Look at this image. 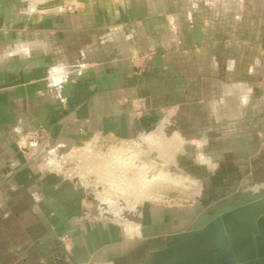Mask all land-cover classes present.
Here are the masks:
<instances>
[{"label":"crops","instance_id":"1","mask_svg":"<svg viewBox=\"0 0 264 264\" xmlns=\"http://www.w3.org/2000/svg\"><path fill=\"white\" fill-rule=\"evenodd\" d=\"M27 2L0 0V264H132L145 247L177 234L180 218L165 219L161 208L148 203L134 216L122 213L120 220L85 211V188L79 192L50 157L41 155L50 153L48 142L56 154L85 139L111 136L192 162L187 139L175 130L167 135L165 128L175 120L180 100H194L204 90L206 77L196 57L207 55L210 47L203 45L212 39L192 21L180 32L176 15L156 12L152 0H81L76 12L61 15L51 13L63 5L46 6L56 0ZM38 8L44 9L33 12ZM101 40L118 42L104 51ZM98 49L102 52L90 54ZM135 52H141L133 59L138 68L131 61ZM53 65L63 66L59 84L48 82ZM234 65L230 60V68ZM53 68L60 80L61 72ZM253 75L250 65L240 74L242 81L220 80V97L209 102L219 117L222 103L229 116L240 114L251 88L244 81ZM203 96L209 100L206 88ZM144 100L150 106L142 112ZM147 111H159L158 116L134 135L135 113ZM40 126L49 135L33 157L18 145L23 138L30 146L29 137ZM199 142L194 167L210 168L216 180L234 179L235 167L215 163L203 153L207 139Z\"/></svg>","mask_w":264,"mask_h":264},{"label":"rangeland","instance_id":"2","mask_svg":"<svg viewBox=\"0 0 264 264\" xmlns=\"http://www.w3.org/2000/svg\"><path fill=\"white\" fill-rule=\"evenodd\" d=\"M152 1L157 5L156 12H163L167 17L176 15L182 23L178 28L180 32H187V23L192 21L197 29L203 30L204 35L209 34L212 39L208 41L210 46L203 45L210 47L207 55L196 57V66L206 77L202 85L209 100L203 98L205 88L194 100H180L182 103L175 108V120L166 126L165 132L171 135L174 130L179 131L187 139L185 151L193 163L199 155V141L206 138L203 153L210 155L215 163L234 166L239 176L231 172V176L236 177L232 184L215 186L212 183L213 173L199 170L191 176L194 165L192 162L182 163L183 160L188 162L185 158L180 162L176 155L170 158L166 154H152L137 141L122 142L111 136L85 139L73 147L55 148L58 149L55 169L64 172L79 192L85 188V211L99 216L108 213L110 218L120 220L124 215L122 213L134 216L139 206L148 203L161 208L165 219L179 217L180 221L174 224V229H180L177 232L180 233L191 227L199 213L213 210L228 199V190L231 194H242L245 185L254 187L264 182V0ZM66 3L69 4L65 6ZM75 3H80V0H64L61 5L63 9L68 6L73 8ZM57 6L60 4L54 7ZM254 56L258 62H253ZM230 60H235L234 67L230 68ZM187 65L185 63V67ZM250 65L254 75L244 81L251 84V88L247 100H243L240 114L229 116L227 107L222 103L218 111L222 117H219L209 102L220 97V80L227 84L240 82L239 74ZM201 98L203 100H199ZM139 109L142 112L146 110L144 105ZM207 113L210 116L204 119ZM128 148L139 152V161H133V165H139L140 161L152 162L155 168L150 170L151 175H156L161 169L181 183L173 185L169 182L170 185L160 176L144 179L145 175H136V169H133L136 174L131 171L123 173L126 166L116 163L119 157L116 154ZM44 156L48 158L49 153L43 152L41 157ZM50 156L53 159L54 156ZM73 192L76 193L74 189L70 193ZM163 242L165 239L157 243ZM132 247L138 246L132 244ZM149 247H145L148 249L145 255L149 254ZM142 260V256H137L132 264H141Z\"/></svg>","mask_w":264,"mask_h":264},{"label":"water","instance_id":"3","mask_svg":"<svg viewBox=\"0 0 264 264\" xmlns=\"http://www.w3.org/2000/svg\"><path fill=\"white\" fill-rule=\"evenodd\" d=\"M31 1L28 0L29 5H31ZM61 2V0H56L55 3ZM68 4L66 3L65 6ZM79 5L80 3H75L72 10L65 8L62 11L52 12L51 15L74 13L79 9ZM41 10L38 8L33 12L36 13ZM113 42L117 43L118 41L106 40L103 42L101 40V44L104 45L103 50L107 51ZM96 51L102 52L101 49H98L90 54ZM148 52L150 51H146V53ZM139 53L141 52L131 54V61L136 68L138 65L134 63L133 59L139 56ZM82 57L85 59V54ZM61 66L53 65L48 69V82L59 84L64 80L63 66ZM53 67H57L61 72L60 80L53 77V72L56 71ZM138 101L136 100L135 103ZM144 101L145 108H149V100ZM158 112L147 111L141 116L135 113L137 131L134 135H138L144 129L145 123L150 120L151 116H158ZM38 129L34 130L33 133ZM39 146V142H32L30 146H27V141L23 138L18 145L22 152L30 153L33 157L36 155ZM46 149L48 151L52 149L49 142ZM50 155L56 154L49 153ZM49 156L48 160L51 161L52 158L50 156L51 159H49ZM235 171L233 173L237 175L239 172L236 169ZM231 177L236 178L237 176ZM227 194H229L228 199L224 200L218 207L199 213L188 230L166 238L163 244L150 245L149 254L142 255L141 264H264V192L252 198L243 197L244 192L231 194L228 190Z\"/></svg>","mask_w":264,"mask_h":264},{"label":"bare ground","instance_id":"4","mask_svg":"<svg viewBox=\"0 0 264 264\" xmlns=\"http://www.w3.org/2000/svg\"><path fill=\"white\" fill-rule=\"evenodd\" d=\"M52 3V5H50ZM63 3V0H62V2L61 3H59L60 5ZM58 3H55V2H49L48 4H46V6H49V7H51V6H56V5H59ZM46 6H44V7H46ZM53 8V7H52ZM54 150H52V151H50V153L51 154H54ZM141 154V153H140ZM116 155H118L117 157V159H116V163L117 164H123L122 166H126V167H124V171H123V173H128V171L130 172H134L135 170H133V169H136V175H145L144 176V179H150V178H156L157 176L159 177L160 176V178H164V180L165 181H167V183H173V185L174 184H176V185H179V183H181V181H179V180H176V179H174V178H172L171 176H169V173L167 172V171H164V173L161 171V169H159V172L156 174V175H151L149 172H150V170H152V169H154L155 168V165L151 162H149V164L148 163H146V162H144V161H140L138 164L139 165H136V164H134L133 165V161H135V160H138L139 158H138V156H139V152H137V150H132V149H130V148H128V149H126V150H122V151H120L119 152V154H116ZM141 156V155H140ZM141 158V157H140ZM55 157H53V159H52V163H54L55 162ZM139 161V160H138ZM54 164H52V166H53ZM131 165H133V166H131ZM157 166V165H156ZM131 167V168H130ZM133 167V168H132ZM202 171L203 169L201 168V167H199V166H193V171H189L190 173H191V176H195L197 173H195V172H197V171ZM206 172L207 173H211L212 172V170H210V168H206ZM129 174V173H128ZM131 174V173H130ZM136 175H134L135 177H136ZM128 176V175H127ZM131 176V175H130ZM138 176V177H139ZM154 176V177H153ZM132 177H133V175H132ZM131 177V178H132ZM141 177V176H140ZM134 178V177H133ZM164 181V182H165ZM169 183V184H170ZM230 184H232V183H230ZM171 185V184H170ZM175 185V186H176ZM181 185V184H180ZM254 185V184H253ZM249 186H251V185H245V188H244V195H243V197H246V198H252V197H254V196H256V195H259V194H261L262 192H264V182H262V183H259L257 186H251L250 188H248Z\"/></svg>","mask_w":264,"mask_h":264},{"label":"built area","instance_id":"5","mask_svg":"<svg viewBox=\"0 0 264 264\" xmlns=\"http://www.w3.org/2000/svg\"><path fill=\"white\" fill-rule=\"evenodd\" d=\"M68 10H71L72 7L68 6ZM49 135V131L45 127H40L34 134L30 135L29 139L30 141L34 142H43L46 141L47 137Z\"/></svg>","mask_w":264,"mask_h":264},{"label":"flooded vegetation","instance_id":"6","mask_svg":"<svg viewBox=\"0 0 264 264\" xmlns=\"http://www.w3.org/2000/svg\"><path fill=\"white\" fill-rule=\"evenodd\" d=\"M192 168H193V167H192ZM232 180H233V179H229V178H228V180H224V179H223V180H222V179H221V180H216V178L213 177V178H212V181H213L212 183H213L215 186H218V185H223L224 182H226L225 184L229 183L230 181H231V183H232ZM217 182H218L219 184H216ZM89 212H91V213L93 214L92 211H89ZM103 214H106V213H103ZM106 215H109V214L107 213Z\"/></svg>","mask_w":264,"mask_h":264}]
</instances>
